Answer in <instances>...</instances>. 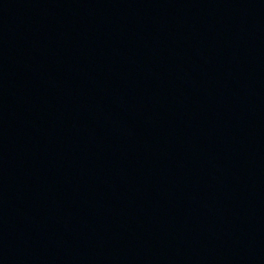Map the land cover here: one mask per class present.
Segmentation results:
<instances>
[{"label":"water","instance_id":"water-1","mask_svg":"<svg viewBox=\"0 0 264 264\" xmlns=\"http://www.w3.org/2000/svg\"><path fill=\"white\" fill-rule=\"evenodd\" d=\"M0 264H264V0H0Z\"/></svg>","mask_w":264,"mask_h":264}]
</instances>
